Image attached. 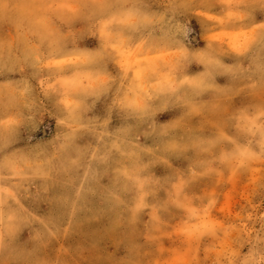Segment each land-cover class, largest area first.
<instances>
[{"label":"rangeland","instance_id":"rangeland-1","mask_svg":"<svg viewBox=\"0 0 264 264\" xmlns=\"http://www.w3.org/2000/svg\"><path fill=\"white\" fill-rule=\"evenodd\" d=\"M244 17L248 22L238 23ZM191 18L200 28L196 44L190 21L167 4L163 11H118L97 24L82 0H0V91L18 93L20 109L35 112L36 134L49 131L35 135L30 148L7 151L25 133L15 117L6 119L0 227L68 254L97 190L123 181L131 218L144 225V264H264V91L258 88L254 104L232 113L242 136H198L184 149L191 153L187 167L168 178L171 205L182 218L167 231L155 227L161 217L150 208L149 189L162 181L159 169L140 163L143 154L158 150L181 124L178 111H199L194 99L217 89L218 79H243L249 65L239 58L259 47L251 10L225 2ZM250 61L257 73L264 67L258 54ZM41 97L58 100L55 115L38 110ZM53 204L66 211L44 207Z\"/></svg>","mask_w":264,"mask_h":264},{"label":"clouds","instance_id":"clouds-1","mask_svg":"<svg viewBox=\"0 0 264 264\" xmlns=\"http://www.w3.org/2000/svg\"><path fill=\"white\" fill-rule=\"evenodd\" d=\"M225 2L231 3L241 12L251 10L256 18L253 23L258 24L261 29L259 47L256 53L250 51L246 56L239 58L244 65H249L243 69L246 73L243 79L231 84L227 78L218 79L217 89L209 95L194 99L193 102L199 111L192 112L188 108L178 111L174 118L180 120L181 124L163 136L157 146L158 150L143 154L140 163L144 167L154 173L157 169L160 170L162 182L149 189L152 193L150 208H155L161 217L155 225L157 229L162 228L167 231L182 218V212L171 205V184L168 178L187 167V157L191 153H185L184 149L191 148L198 136L227 132H231L233 136H242L243 134L231 122L232 113L240 106H251L256 102L252 97V90L258 88L264 91V67L257 73L250 61L251 56L258 54L264 62V0H82V4L95 13L97 24L113 13L129 8L141 7L150 11H163L165 4L173 6L181 11V16L186 21H190L188 28L192 44L198 42L200 28L196 20L191 18V13L204 15V11L211 4ZM168 11L171 15L172 9ZM247 22L248 17H244L238 23ZM192 29H195V32L191 31ZM225 62L234 64L236 60L225 57ZM244 89L248 91L245 92ZM261 103L264 104V101ZM22 104L23 99L18 93L0 91V142L10 136L6 124L8 117H15L23 126L22 130L25 133L7 151H13L17 147L30 148L33 146L35 135H49L48 129H43L39 134L35 133V129L31 127L35 112L22 111L20 109ZM41 104L43 107L38 109L41 112L55 115L58 111V100L54 97H41ZM56 131L60 133L66 130L56 129ZM29 132L32 134H28ZM173 144L177 146L175 149L170 147ZM261 152L264 155V147L261 148ZM123 183L121 181L117 185L111 183L101 185L97 190V196L92 202L93 211L88 214L89 219L84 220L81 217L82 223L73 233L68 254L57 255L53 251L54 245L44 246L42 242L34 240L30 234L10 235L0 227V264H144L143 250L146 246L142 239L144 225L143 222L132 220L129 211L131 195L129 190L123 187ZM44 207L57 215L66 211L55 204ZM92 216L96 218L92 219ZM185 239L189 243H197L196 237H185ZM101 240L105 246L98 248L97 242ZM96 256L102 259H94Z\"/></svg>","mask_w":264,"mask_h":264}]
</instances>
